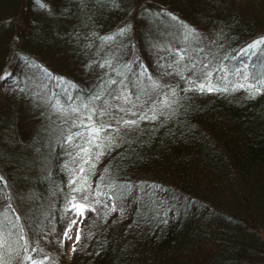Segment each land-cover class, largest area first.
<instances>
[{
  "label": "trees",
  "instance_id": "1",
  "mask_svg": "<svg viewBox=\"0 0 264 264\" xmlns=\"http://www.w3.org/2000/svg\"><path fill=\"white\" fill-rule=\"evenodd\" d=\"M42 2L49 8L6 0L0 12V69L35 75L0 86V174L8 185L0 186V212L12 204L9 217L19 216L30 247L43 249L30 254L52 264H264V90H234L255 83L253 74L264 79V52L242 53L264 37V0ZM181 22L196 35L186 40ZM125 25V35L102 41ZM105 61L111 65L101 67ZM245 63L248 80L237 71ZM208 73L218 90H196ZM48 82L56 87H43ZM57 99L65 108L89 104L96 124L111 125L101 134L111 143L91 171L80 173L76 156V145L86 146L88 109L61 114ZM19 125L33 128L26 135ZM73 172L88 176L87 193L72 192ZM85 194L95 210L80 217L81 240L68 251L60 244L73 220L65 208Z\"/></svg>",
  "mask_w": 264,
  "mask_h": 264
},
{
  "label": "snow or ice",
  "instance_id": "2",
  "mask_svg": "<svg viewBox=\"0 0 264 264\" xmlns=\"http://www.w3.org/2000/svg\"><path fill=\"white\" fill-rule=\"evenodd\" d=\"M36 2L39 4L41 8L48 9L49 6L45 3L42 2V0H36ZM169 15L173 20H178V18L171 14V13H166ZM182 23V22H181ZM183 28L185 29V39H189L190 37L196 35L195 30L192 29L190 26L183 24ZM131 25H125L122 28H119L115 33L102 37V41L105 43L112 42L116 39L118 36H123L125 35L128 31H130ZM264 37H261L255 41H253L251 44H249L245 49L242 50L243 55L247 56L249 52L252 53V55H257V53L253 50L255 49H260L261 52H264ZM180 59H183V57H180ZM26 62L27 58H25ZM105 65H111V61H105L104 64H101V67H104ZM141 68L143 69L142 75L147 72L146 68H143V65H140ZM126 69L130 68L129 65L124 66ZM195 67V65H193ZM207 67V65H205ZM249 65L245 63L243 65L242 69H238V72H243L244 74V79L248 80L249 75L245 71L248 69ZM119 74V73H118ZM47 78L51 79V74L50 73H45ZM12 76V73L5 72L3 75H0V80H6L9 77ZM211 73H208V78L209 82L207 84L205 83H199L196 85V90L199 91H216L218 89L215 88V86L211 83L210 80ZM253 80L255 83L253 84H240L237 86H234V90L236 88H247V90L250 92L252 96L258 95L261 93L262 90H264V79H259L258 77L253 74ZM60 80L61 83H64L63 78H57ZM149 80L152 81V86L153 87H159L156 81L152 80L151 76L148 77ZM112 83H116V81H112ZM190 84H192V81H189ZM72 87H75L72 85ZM227 90V89H224ZM65 93H67V89H65ZM103 95V93H97L95 96L92 97V100L99 99L100 96ZM173 95L175 93L173 92ZM69 100L72 99V97L69 95ZM124 102L128 103L130 102L127 96L123 97ZM139 99V98H137ZM167 103V101L165 102ZM54 111L59 112L61 114H66L68 111H71L72 113H77L81 111V108L88 109V114H87V119L89 123L87 125H84V127L87 129V138L85 140L86 146L81 147L79 145H76L77 148H79V151L76 153V156L82 161V163L79 165V172L80 173H86L87 171H91L92 168L95 167V161L100 158L101 155H103L104 149L110 145L112 137L111 134L102 136L101 134L106 131V128L111 127V125H105L104 123L96 124L93 121V115L97 112V109L94 107H90L89 104H84L81 102L79 106H74V105H69L67 108H65L61 103L60 100L57 99L56 103L52 105ZM121 111H124L123 108H121ZM130 111V110H129ZM105 110L99 111L100 116L106 115ZM135 114V113H133ZM145 118H151L155 119V115L151 117H145L141 116L140 119H145ZM83 124V121L81 120L80 122ZM138 121L136 120H123V125L129 126V125H135L137 124ZM115 131H118V129H115ZM75 135L80 136L81 138H84L85 134L84 132H78ZM68 141L71 142L73 139V136L70 135L68 138ZM108 142L106 144L105 142ZM93 148L96 150L93 151ZM84 165H88V169H85ZM103 179V178H102ZM69 185H74L72 187V192L73 193H80V192H85L87 193L88 189L91 188V184L89 183L88 176L85 174L83 176H77L75 172H73V178L69 180ZM0 186L7 187V182L5 177L0 174ZM100 185H97V189H99ZM109 187L115 189L117 187L127 189L130 186H117V185H109ZM102 193L97 191L95 195L99 196ZM115 195V198L118 200L120 199L125 193L123 191L119 193H113ZM110 199L112 197H109ZM89 197L87 194L83 195L80 200L77 199V196L73 195L71 199L67 202L65 211H72L75 213L76 216L78 217H83L85 212L87 210H95L92 204L88 203ZM101 201L97 199L95 201V204H100ZM12 210V204L9 203L4 211L0 212V264H12V262L16 259L19 258L21 261V264H24V262H27V264H52L51 258L47 255L43 257L41 260L35 259L30 253H34L37 251L43 252V249H40L38 247V244L36 247H30L31 240L30 238L25 234L23 227L18 223L20 220L19 216H15V219L13 220L12 218L9 217L8 212ZM111 211H116V207L113 206L112 208L109 209V212ZM77 223L76 220H72L71 223L69 224L68 228L65 229L64 231V239L60 241L61 246L63 247L65 240H71L72 237L70 235L72 226ZM15 230V231H13ZM14 239H10L13 238ZM81 240V232L79 229L76 231V237L75 241L73 242V248L72 251H76V244H78ZM15 245V247H13ZM23 251L24 255L21 256L20 253Z\"/></svg>",
  "mask_w": 264,
  "mask_h": 264
},
{
  "label": "rangeland",
  "instance_id": "3",
  "mask_svg": "<svg viewBox=\"0 0 264 264\" xmlns=\"http://www.w3.org/2000/svg\"><path fill=\"white\" fill-rule=\"evenodd\" d=\"M4 1L5 2H1V0H0V12H4L5 7H7L6 0H4ZM9 63H11V62H9ZM2 64H4V63H2ZM56 67H60V66H56ZM5 72L12 73V76L9 77L8 79H6V80H0V86L3 87L2 89H5V87H6L7 90L9 89L7 87H11L12 86V84L10 83V81H12L13 83H17V82L18 83H23V81L25 79L28 80L30 77L35 76L32 73L31 70H28L26 68H22V67H19V66L18 67H14V66L7 65L5 68L0 69V75H3ZM8 84H10V85H8ZM47 85L50 86V87H56L55 84H53L51 82H48V84H43V87H45ZM40 88H41V85H40ZM12 90H14V88ZM50 91H51V93H53V89L50 90ZM32 93H33V91H32ZM3 94L0 91V100L1 101L5 98ZM13 95H15V94H13ZM50 96H52V95H50ZM50 96H48V98H51ZM44 99H47V96L44 97ZM19 127H21L20 128L21 131L19 129H18V131L20 133H23L22 131L25 129V127L20 126V125H19ZM31 128H33V125L31 126ZM31 128L30 127H26V129H25L27 131L26 132V135L29 134V131H30ZM1 130H3V127L2 126H1L0 131ZM4 130H6V128H4ZM70 213H71V218L73 220H76L77 223L75 225H73L72 226V229H71L70 235H71L72 239L71 240H66V243L68 244V247H67V250L68 251H70L71 246H73V242L75 241V237H76V231L78 229V225H79V222L81 220V218L78 217V216H76L74 212L70 211Z\"/></svg>",
  "mask_w": 264,
  "mask_h": 264
}]
</instances>
